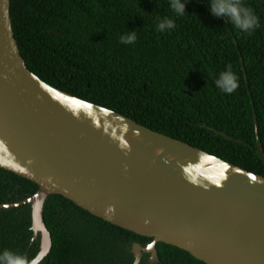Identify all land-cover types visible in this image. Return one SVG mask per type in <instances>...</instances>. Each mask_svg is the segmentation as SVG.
<instances>
[{
	"label": "trees",
	"instance_id": "obj_1",
	"mask_svg": "<svg viewBox=\"0 0 264 264\" xmlns=\"http://www.w3.org/2000/svg\"><path fill=\"white\" fill-rule=\"evenodd\" d=\"M185 3L177 17L170 0H10V16L27 68L49 86L264 177V0H242L258 17L247 33L212 15L210 0ZM165 18L175 27L161 32ZM133 31L136 41L122 43ZM229 67L239 83L231 94L216 86ZM37 191L0 168V206ZM44 220L53 245L41 264H134L133 244L152 242L60 195L46 200ZM31 225L30 205L0 209V253L32 261L40 238ZM156 249L157 264H205Z\"/></svg>",
	"mask_w": 264,
	"mask_h": 264
},
{
	"label": "water",
	"instance_id": "obj_2",
	"mask_svg": "<svg viewBox=\"0 0 264 264\" xmlns=\"http://www.w3.org/2000/svg\"><path fill=\"white\" fill-rule=\"evenodd\" d=\"M0 168L38 186L0 206L30 205L34 264L52 249V195L151 238L133 244L134 264L144 254L157 264L158 243L205 264H264V177L40 80L15 40L10 0H0Z\"/></svg>",
	"mask_w": 264,
	"mask_h": 264
},
{
	"label": "clouds",
	"instance_id": "obj_3",
	"mask_svg": "<svg viewBox=\"0 0 264 264\" xmlns=\"http://www.w3.org/2000/svg\"><path fill=\"white\" fill-rule=\"evenodd\" d=\"M170 7L177 17L185 14V0H170ZM212 15L216 17H226L235 28L249 32L258 27V17L251 8L245 7L242 0H210L208 4ZM175 27V22L171 18L160 20L157 28L159 31H167ZM137 39L135 32H131L121 37V42L125 44L134 43ZM216 86L224 93L231 94L238 87V78L232 72L231 68L219 75ZM0 264H34L27 257L15 254L9 250L0 253Z\"/></svg>",
	"mask_w": 264,
	"mask_h": 264
}]
</instances>
